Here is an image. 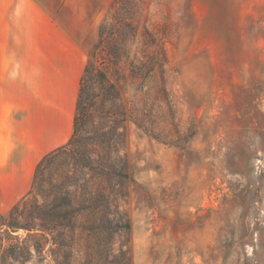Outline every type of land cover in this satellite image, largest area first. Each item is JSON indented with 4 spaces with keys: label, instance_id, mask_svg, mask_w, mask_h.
I'll return each mask as SVG.
<instances>
[{
    "label": "rangeland",
    "instance_id": "obj_1",
    "mask_svg": "<svg viewBox=\"0 0 264 264\" xmlns=\"http://www.w3.org/2000/svg\"><path fill=\"white\" fill-rule=\"evenodd\" d=\"M51 9L82 43L95 113L78 162L67 150L36 179L45 154L26 189L0 174V264H264V0ZM99 71L116 89L89 81ZM94 157L129 170L95 213V189L110 182L84 167Z\"/></svg>",
    "mask_w": 264,
    "mask_h": 264
},
{
    "label": "crops",
    "instance_id": "obj_2",
    "mask_svg": "<svg viewBox=\"0 0 264 264\" xmlns=\"http://www.w3.org/2000/svg\"><path fill=\"white\" fill-rule=\"evenodd\" d=\"M51 1L0 0V162L17 163L0 170L8 177L29 178L73 131L84 49Z\"/></svg>",
    "mask_w": 264,
    "mask_h": 264
},
{
    "label": "trees",
    "instance_id": "obj_3",
    "mask_svg": "<svg viewBox=\"0 0 264 264\" xmlns=\"http://www.w3.org/2000/svg\"><path fill=\"white\" fill-rule=\"evenodd\" d=\"M106 53L110 57H115V53L109 48H103ZM132 72L135 73V69H132ZM106 81L109 86L110 91L116 89V83L110 82L106 78V74L102 73L99 71L97 78H89V81L91 83L95 84L97 82L102 83ZM87 78H82L81 81V86H82V91L79 95V101H78V107H77V113L74 117V133L70 141L62 145L48 154L44 156L42 161L38 164L37 170H36V179L39 178V176L43 173V171L48 167V165L58 156L61 155V153H64L65 151H74V153L77 154L76 161L80 159V154L76 151V147L80 144L79 141V133L84 130V127L86 126L87 121L90 119L92 116V113H95L93 109V105H90L89 103V97L87 96L86 92V83H87ZM103 82V84H104ZM94 131H90L92 135H90L89 139L94 143L97 138L95 134L93 133ZM78 159V160H77ZM93 162L90 164L84 165L85 168L89 170L90 173L94 174V177H101V176H106L109 179V187L102 186L98 187L95 189V196H94V202H93V208L92 212H99L103 207L108 205L111 201L112 195H115L116 188L114 187V181H115V186H119L118 191L122 192V189L125 188L126 182L129 179V170L128 166L122 162V160H119V163H112L110 157H99V158H93ZM110 188V189H109ZM113 200V199H112ZM14 214L17 217L23 216V211H18L16 210ZM10 229H20V228H27L25 225H22L20 223H15V224H10L8 225ZM19 249L21 247L17 244ZM14 259L21 261V259L15 257Z\"/></svg>",
    "mask_w": 264,
    "mask_h": 264
}]
</instances>
